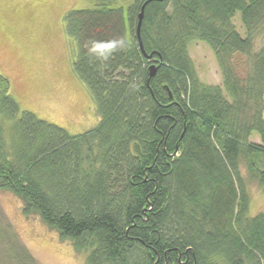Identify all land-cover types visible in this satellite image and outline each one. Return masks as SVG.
I'll use <instances>...</instances> for the list:
<instances>
[{
	"label": "trees",
	"instance_id": "16d2710c",
	"mask_svg": "<svg viewBox=\"0 0 264 264\" xmlns=\"http://www.w3.org/2000/svg\"><path fill=\"white\" fill-rule=\"evenodd\" d=\"M93 1L64 25L100 121L69 134L20 111L0 75V190L85 264H264L247 189L264 190V0ZM192 41L212 50L220 84L199 79ZM7 230L0 264H37Z\"/></svg>",
	"mask_w": 264,
	"mask_h": 264
},
{
	"label": "rangeland",
	"instance_id": "374dc122",
	"mask_svg": "<svg viewBox=\"0 0 264 264\" xmlns=\"http://www.w3.org/2000/svg\"><path fill=\"white\" fill-rule=\"evenodd\" d=\"M132 1L119 0L123 7ZM94 5L93 0H0V75L9 84L8 93L20 111H29L72 135L95 128L100 118L87 86L73 71L77 45L65 33L64 15ZM232 22L243 37L239 12ZM187 51L199 79L218 84L221 74L212 50L192 41ZM256 138L250 140L256 142ZM247 189L249 214L264 213V190L248 180ZM21 207L18 198L0 190V226L7 227L37 264H85L86 253L74 252L69 241H60L57 232L37 216H23Z\"/></svg>",
	"mask_w": 264,
	"mask_h": 264
},
{
	"label": "water",
	"instance_id": "95a60500",
	"mask_svg": "<svg viewBox=\"0 0 264 264\" xmlns=\"http://www.w3.org/2000/svg\"><path fill=\"white\" fill-rule=\"evenodd\" d=\"M161 1V0H159ZM147 2H144L141 6V9H140V12L138 14V20H137V24H136V34H137V38H138V42H139V45H140V48L142 47L141 46V41H140V26H141V22H142V18H143V11H144V6ZM148 58L151 57V54L147 56ZM155 70L156 68L154 66H150L149 67V75L150 76H153L155 74Z\"/></svg>",
	"mask_w": 264,
	"mask_h": 264
},
{
	"label": "crops",
	"instance_id": "0c3cea01",
	"mask_svg": "<svg viewBox=\"0 0 264 264\" xmlns=\"http://www.w3.org/2000/svg\"><path fill=\"white\" fill-rule=\"evenodd\" d=\"M220 82H221V80H220ZM220 82H219V83H220ZM219 83H218V84H219ZM263 99H264V98H263ZM254 136H255V138L257 137V135H254ZM254 136H253V137H254ZM256 139H257V138H256ZM254 142H255V141H254ZM255 143H259V139H258V141L256 140Z\"/></svg>",
	"mask_w": 264,
	"mask_h": 264
}]
</instances>
